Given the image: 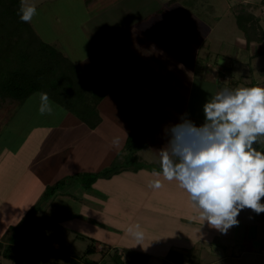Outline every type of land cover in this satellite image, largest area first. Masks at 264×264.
Wrapping results in <instances>:
<instances>
[{"label": "crops", "instance_id": "0c3cea01", "mask_svg": "<svg viewBox=\"0 0 264 264\" xmlns=\"http://www.w3.org/2000/svg\"><path fill=\"white\" fill-rule=\"evenodd\" d=\"M80 1L86 6L94 3L95 0H89L87 3L85 0ZM180 1L182 2V0L174 2L154 0L152 5L146 7L144 3L149 0H138L127 8L140 9L142 13L138 12L129 20L128 17L121 18V16L117 20V16L110 14L103 16L105 20L99 23L102 16L99 15L98 20L90 21L100 28L99 33L87 38L86 42L83 38L80 39L81 33L80 36L77 34L75 39L81 41L82 46H78L77 49L76 47L66 49L67 53L62 52L70 60L83 66L88 81L97 82L103 87L106 84L111 85L114 88H111L112 91L121 94L124 109L130 108L135 113L136 122H140L146 131L145 143L131 155L132 160L128 163L121 161L125 166L121 172H118L120 175L96 178L91 187H85V190H89L88 193L82 191L84 188L78 175L82 172H97L99 168L114 163L122 155L123 158L129 155L124 148L130 130L127 123L123 122V118L117 123V119L112 115L108 118L109 116L103 117L101 113V108H106L105 103L112 104L115 100L109 98L108 89L104 88L107 93L98 105L100 121L95 127L88 126L56 103L59 107L54 108L56 106L53 105L54 110L51 114L58 115L55 121L49 119L51 115H40L39 92L32 93L17 105L0 110V126L5 124L7 127L8 124H13L17 127L13 126L16 132H13L12 128H5L3 136L0 132V240L8 238L9 235L5 237L6 229L17 222L21 214L31 205L39 204L32 214L33 220H38L39 214L50 208L49 205L56 206L57 203L54 202L56 198L63 197L64 194L73 195L77 189H79L78 193H82L83 200L87 198V202H84L88 203L89 207L80 208L77 216H81L82 219L79 217L74 219L75 215L65 219L77 222L81 219L84 224H92L91 228L87 226L90 228L87 230L89 235L81 234L77 237L94 238L95 247L99 244L104 245L103 247H114L113 249H118V253L121 248L148 253L127 240L126 236H132L128 231L130 227L134 228L138 223L142 226L147 221L148 228H153L151 227L153 219L145 217L147 212L155 215L151 217L157 218V222L161 224L166 218L170 222L183 219L179 217L184 203L182 198L189 196L188 193L177 201L172 191L174 185L178 187L179 183L176 180L168 181L162 175H156L160 172V150L167 146L170 139L169 129L185 119L194 122L197 127L204 124L203 106L208 100V94L204 97V101L199 103L200 105L191 101L194 83L202 79L204 72L207 79L200 80L198 88L201 92L212 90L209 92L216 93L223 89L219 85L222 82L221 85L229 89L264 87V46L262 42L246 43L245 40L240 42L245 46L256 45L255 48L250 46L246 64L250 69L244 70L245 73L240 72V67L235 69L240 76V82L229 78V75H225L223 65L211 64L209 61V38L213 32L212 26ZM109 6L112 7L111 4ZM144 8L150 10L145 12ZM88 21L80 23L81 32ZM236 42L238 44V41ZM53 43L59 47L62 44L59 39H55ZM200 50H202L201 56H199ZM236 55L237 59L226 57L224 60L239 62L241 54L237 52ZM204 82L206 88L201 86ZM14 109L16 112L12 123L10 120ZM32 112L34 115L31 114ZM122 123L128 129L124 128L120 131L118 124ZM21 131L25 132L23 137L18 135ZM185 136L191 137V134ZM254 147L264 153V142L255 144ZM116 148L121 150L115 152ZM155 179L161 181L162 187L151 186V181ZM57 181H63L61 187L57 186L53 193L42 198L44 190ZM123 183L125 186L130 184L133 189V192H127L128 207L118 206V200L113 198L110 199L111 202L102 204L106 206H103L104 208L98 205L94 196L102 191L108 193L104 189L105 184L120 187ZM95 184L98 186L97 190L94 188ZM105 193L102 194L106 195ZM166 204L169 208L164 211L161 206L165 207ZM151 206L155 210L154 213L150 212ZM113 207L118 211L117 216L110 212ZM120 208L124 210L123 213H119ZM99 209L102 213L97 212ZM183 212L186 214L185 210ZM98 214L103 215L98 216ZM53 219L61 221L58 216ZM73 224L71 223L72 229H74ZM99 224H103V228L98 227ZM36 226L38 227V223ZM37 227L34 225L35 230L39 229ZM159 231L158 229L153 233L156 236L162 235ZM173 247L183 248L177 245ZM41 248L43 253H46L54 247L41 246ZM166 251L159 253L161 255L157 258L159 262ZM148 254V261H151L154 258L152 251ZM105 260V258L98 260V264H103Z\"/></svg>", "mask_w": 264, "mask_h": 264}, {"label": "rangeland", "instance_id": "374dc122", "mask_svg": "<svg viewBox=\"0 0 264 264\" xmlns=\"http://www.w3.org/2000/svg\"><path fill=\"white\" fill-rule=\"evenodd\" d=\"M136 1L138 0H95L94 3L84 6L80 0H31L28 1V3L36 5L37 14L32 18V21L29 23V25L44 42L53 45L63 53H67L66 49H72V47H76L77 49L78 46H82L81 41L75 39L77 34L80 36L81 33L80 39L83 38V41L86 42L87 38H91L93 34L96 35L99 33L100 28H98L95 23L90 22L91 20H98L100 18L99 15H102L99 23L105 20L103 16H109L110 14L117 16V20L119 16H121V18L128 17V20L133 16H136V14L141 11L140 9L136 10V8L133 7L127 8L128 5H133V2L136 3ZM152 1L154 0H149V2H145L144 4L147 7V5L149 6L153 4ZM180 3L184 6L190 7L188 8L190 11H193L199 18L212 26L213 32L209 38L210 49L208 50V53L210 54V63H219V65H223V69L226 72L225 75H229V78L240 82V76H238L235 69L240 67V72L243 73L250 69V66L246 65L248 56L250 54V46L252 45L255 48L256 45L251 44L245 46L243 45L244 43H240L245 39L242 32L235 24L232 7L238 3H250V6L244 5V7L248 8L249 10H253V12L259 17V23L264 30V0H182ZM109 4H111L112 7H110ZM148 10H150V8H144L145 12ZM87 20L89 21L83 26L81 32V30H79L80 23ZM55 39H59V41L62 42L60 47L53 43ZM236 41H238V44ZM262 44L264 46V41H262ZM237 52L241 54L239 62L232 61L230 59L224 60L226 57L237 59ZM201 55L202 50H200L199 56ZM253 70L255 69H252V71ZM204 74L200 80L204 81L207 79ZM246 74H249V72H246ZM254 75L255 74H253V76ZM198 76L196 75V77ZM200 80H196L194 83V89L191 97V101L194 104H199L200 102L204 101V97H206L207 94L208 99H210L211 96L215 94L214 92H209L212 90H206V92L203 90L201 92L198 88V85L201 83ZM222 83L219 84L220 88H226V86L221 85ZM205 84L206 83L204 82L203 85H201L202 88H206ZM104 88L108 89L109 98L112 97L115 98V100L112 104L105 103L104 106L106 108H101V113L103 114L101 115L103 117L104 115L109 116L108 118H110V115H112L114 119H117V123L121 118H123V122L127 123L128 128H130L132 122H136L135 113H133L130 108L124 109V105L122 104L121 100V94L112 91L114 88L111 85L106 84L104 85ZM52 104L57 106L53 102ZM197 109L192 110L196 111ZM15 112L16 110L14 109L12 119L10 120L12 123L13 119L15 118ZM31 114L34 115L33 112ZM57 116L58 115L56 114L51 115L49 119L55 121ZM124 123L118 124L120 131L124 130V128H127ZM113 125L116 126L114 122ZM13 126V124H8L6 127L5 124H2L0 126V132L2 136L5 128H12L14 130L13 132H16L14 128L17 127L14 126L13 128ZM122 132L124 133V131ZM24 133L25 132L21 131L18 133V135L23 137ZM184 134L189 136L191 134L192 136V133H188L187 130ZM118 150L121 149L116 148L115 152H118ZM131 155H133V153L130 155L127 154L125 158H123L122 155V158L120 157L117 161H114L116 167H120V169L116 168V173H113L112 175L119 174L118 172L123 170L125 165L121 161L127 160L126 163H128L132 160ZM112 164L113 163L110 165L107 164L106 167L104 166L99 168L98 171H101L104 168L113 167ZM112 170L113 169L111 168V171ZM71 185L73 186L74 184ZM82 186L84 188L82 191H86V193H88L89 190H85L83 183ZM73 188H71V191ZM94 188L97 190L98 186L95 184ZM104 189L108 191V193L102 191V193H105L106 195L99 193L97 196H94L99 206L101 205L102 207H106L102 204H106L108 201L111 202L112 200L110 199L113 198L114 200H118V206L128 207L127 205H129V201L126 197L128 194L127 192H133L130 184L125 186L123 183V185L120 187L112 186V184H105ZM78 190L79 189L75 190L73 195L70 194V196H68L64 194L65 196L56 198L54 201L57 203L55 207L52 206L53 204L49 205L50 208H48L44 213L42 212L39 214L38 220H32V222L27 225L29 232L28 234L23 235V233L17 232L16 234L19 239L16 245L19 246L21 244H25L30 246L35 241L38 242L42 239L45 245L47 244L54 247L53 250L51 249L46 253H41V258L45 262H57L63 264L64 258H62V255H69L70 257L81 255L87 245L90 244V240L86 237L77 236H80L81 234L89 235L87 230L92 227V224H84L81 221L82 217L77 216L82 206L89 207V204L86 203L87 198L83 200L84 197H81L82 193H78ZM61 192L67 193L68 191L61 190ZM113 192L115 193L111 194ZM172 192L175 198H177V201H179V199L187 193L183 188H180L179 186L177 187L176 185H174ZM182 199L184 200V203H182L184 207L182 206V210L180 208L181 215H179V217H183V219L170 222L166 218L163 219L164 221H162L161 224L160 222H157V218H153L155 215L147 212L145 217L153 219L154 222H151V227L153 228H148L149 226L147 225V221L143 223L142 226L140 223H138L140 229H142V239L137 240L133 237V235L131 237L126 236L127 240H129L130 243L138 249L142 248L148 253H151L152 251V256H154V258H152L151 261H148V264H161L162 260L159 262L157 258H160L161 255L159 253L166 251V249L181 252L184 257V262L182 264H264V212L257 214L251 209L244 208L239 212L237 217L238 224L232 226L226 232H221L210 227L206 221L203 222L200 215V210L190 200L189 196L186 195L185 198ZM261 203H264V197L261 198ZM58 206L60 207L58 208ZM115 208H111L110 212H113V215L117 216L118 211ZM168 208L169 206L167 204L165 207L161 206V209H165L164 211H167ZM184 210L186 214H184ZM119 211V213L124 212V210L122 211L121 208ZM97 212L102 213L100 212V209L97 210ZM150 212H155L152 206ZM23 214H21V217ZM71 215H75L74 219H77L78 217L81 219L78 220V222L65 219V217H72ZM100 215L103 214H98V216ZM55 216H58L61 221L58 222L56 219H53ZM21 217L18 218V221ZM48 219L50 220L48 225H44L42 228V222V225L39 227V229L35 230L33 224ZM17 222H15L13 225H15ZM71 223H74L73 225L75 230L72 229L73 227H71ZM83 225L86 227H83ZM94 225H96L95 222ZM87 226H90V228ZM97 226L103 228V224H99ZM158 229L160 230L159 232H162V235L156 236V234L153 232L158 231ZM5 233V237L12 234L10 228H7ZM99 234L103 235L100 232ZM174 245L183 248H175L173 247ZM103 246L104 245L98 244L96 246V252L92 254L90 258L96 260H104L105 258L106 260L103 261V264H114L111 259V254L114 251V247L111 248L110 246ZM120 251L121 250L119 249V252ZM1 264L13 263L8 259L3 258L1 259ZM116 264H120V261L116 260Z\"/></svg>", "mask_w": 264, "mask_h": 264}, {"label": "clouds", "instance_id": "9594fccd", "mask_svg": "<svg viewBox=\"0 0 264 264\" xmlns=\"http://www.w3.org/2000/svg\"><path fill=\"white\" fill-rule=\"evenodd\" d=\"M36 14V5L21 0L22 22L31 23ZM38 95L39 114L51 115L54 108L48 94ZM203 111L201 126L185 119L169 129L156 175L176 180L200 210L203 222L226 232L238 224L242 209L264 212V153L254 147L264 142V87L223 88L205 102ZM186 130L191 137L185 136ZM151 186L160 188L162 183L155 179ZM128 231L137 240L143 237L139 225Z\"/></svg>", "mask_w": 264, "mask_h": 264}, {"label": "trees", "instance_id": "16d2710c", "mask_svg": "<svg viewBox=\"0 0 264 264\" xmlns=\"http://www.w3.org/2000/svg\"><path fill=\"white\" fill-rule=\"evenodd\" d=\"M20 4L21 0H0V110L21 103L34 92H45L49 100L73 113L88 126L95 127L100 121L98 105L107 93L106 90L99 83L88 81L82 65L70 60L53 45L44 42L29 23L22 22L18 15ZM244 5L250 6V3H238L232 7L235 24L242 32L246 43H260L264 40V30L259 23V17ZM145 135L143 125L140 122L133 123L124 142V148L129 155L135 154L144 145ZM112 165L113 167L98 172L79 173L81 183L89 188L96 178L111 176L116 173V168L120 169L116 167L115 162ZM62 182L57 181L48 186L42 198L53 193ZM37 207H39L37 203L31 205L20 220L10 227L12 234L6 240H0V264L3 258L13 264H61L42 260L41 246L47 248L50 246L41 240L30 246L16 245L19 239L16 233L28 234L27 225L33 220L32 214ZM48 223L49 220H43L38 222V227L34 225L39 228ZM87 238L90 244L84 252L72 257L62 255L63 264H98V260L90 258L96 252V240L92 237ZM120 250L121 253H118V250L114 249L111 254L114 264L116 260H119L120 264H148V253L131 248ZM183 262L181 252L169 249L163 256L161 264Z\"/></svg>", "mask_w": 264, "mask_h": 264}]
</instances>
